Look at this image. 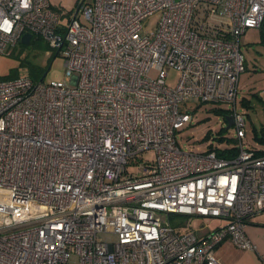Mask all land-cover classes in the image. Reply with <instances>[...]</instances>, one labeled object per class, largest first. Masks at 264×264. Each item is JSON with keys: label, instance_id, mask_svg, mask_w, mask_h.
<instances>
[{"label": "built area", "instance_id": "built-area-1", "mask_svg": "<svg viewBox=\"0 0 264 264\" xmlns=\"http://www.w3.org/2000/svg\"><path fill=\"white\" fill-rule=\"evenodd\" d=\"M262 23L264 0H94L66 21L48 0H0V53L41 35L65 70L0 80V264H219L226 240L255 250L244 228L264 210V153L243 146L236 96L240 37ZM180 102L231 103L236 154L182 150ZM190 216L225 223L199 237Z\"/></svg>", "mask_w": 264, "mask_h": 264}, {"label": "rangeland", "instance_id": "rangeland-1", "mask_svg": "<svg viewBox=\"0 0 264 264\" xmlns=\"http://www.w3.org/2000/svg\"><path fill=\"white\" fill-rule=\"evenodd\" d=\"M51 7L62 14V20L66 21L69 15H73L80 4L93 3L94 0H48ZM160 13L155 12L143 20V30L150 33L157 26ZM83 19V17H81ZM29 43L19 40L11 47L10 53H0V80H6L13 76L29 74V65L44 70L40 80H64V57L60 50L51 48L47 40L37 34H33ZM240 52L244 57L245 68L238 79V92L236 96V108L245 117V137L243 146L264 150V142L254 136V130L264 134V23L261 27L248 28L240 37ZM165 82L174 87L178 82L180 73L173 67H166ZM246 98L250 104L246 107L241 101ZM180 110L189 111L192 121L185 123L176 132L177 142L182 150L204 151L211 145L214 148L224 149L238 144L234 126L226 128V122L215 109H229L231 103L227 102H180ZM224 127L223 133L219 130ZM210 136L205 138L207 132ZM223 136L221 140L220 137ZM155 154L148 150L136 157L135 162L128 166L129 171H135L139 162L152 160ZM165 219H170L168 214L162 213ZM191 229L200 237L205 232L221 226L224 219L215 217L190 216ZM245 234L256 245L257 249H242L234 244L227 248L229 256L236 264H264V210L251 215L245 224Z\"/></svg>", "mask_w": 264, "mask_h": 264}, {"label": "trees", "instance_id": "trees-1", "mask_svg": "<svg viewBox=\"0 0 264 264\" xmlns=\"http://www.w3.org/2000/svg\"><path fill=\"white\" fill-rule=\"evenodd\" d=\"M43 72H44V70H41V69H39V68H37L35 66L29 65V74H28V76L31 77L33 80H40L42 78V76H43ZM15 77H17V75L13 76L11 78H15ZM11 78H8V79H11ZM241 102L246 107L250 106V104H249V102H248V100L246 98H243ZM215 110H216L217 113H219V114H221L223 116L224 121L227 123L226 117L229 115L228 110L227 109H219V108H217ZM219 131L221 133H223L224 127H221ZM209 136H210V131L206 133L205 138L209 137ZM254 136L258 140L264 142V134H262V132L258 133L257 130H254ZM220 139L222 140L223 136H221ZM211 149H215L217 151V154L219 156H222V157H230V156L235 155L236 152H237V147L236 146H231L229 148H224V149H218V148H214L213 146L209 145L208 146V150H211ZM257 153H264V150H257ZM170 215H172V216H170L169 220H170V222L173 225H179L185 219V216L176 215V214H170Z\"/></svg>", "mask_w": 264, "mask_h": 264}, {"label": "crops", "instance_id": "crops-1", "mask_svg": "<svg viewBox=\"0 0 264 264\" xmlns=\"http://www.w3.org/2000/svg\"><path fill=\"white\" fill-rule=\"evenodd\" d=\"M230 244L233 243L226 240L216 247L214 254L218 259L219 264H236V261L229 256L230 253L227 252V248L230 246ZM256 249L257 247L255 250Z\"/></svg>", "mask_w": 264, "mask_h": 264}, {"label": "water", "instance_id": "water-1", "mask_svg": "<svg viewBox=\"0 0 264 264\" xmlns=\"http://www.w3.org/2000/svg\"><path fill=\"white\" fill-rule=\"evenodd\" d=\"M30 39H31V33H29V32L28 33H24L22 35V37H21V41L23 43H25V44L29 43ZM226 119H227L226 128H229L231 126V124H232V116L231 115H228L226 117Z\"/></svg>", "mask_w": 264, "mask_h": 264}, {"label": "clouds", "instance_id": "clouds-1", "mask_svg": "<svg viewBox=\"0 0 264 264\" xmlns=\"http://www.w3.org/2000/svg\"><path fill=\"white\" fill-rule=\"evenodd\" d=\"M30 5V0H21V6L23 8H28Z\"/></svg>", "mask_w": 264, "mask_h": 264}]
</instances>
